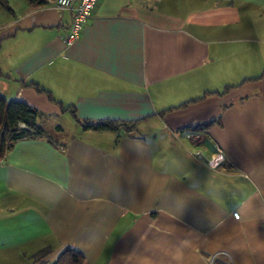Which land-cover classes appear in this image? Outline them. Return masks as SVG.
Returning a JSON list of instances; mask_svg holds the SVG:
<instances>
[{
	"label": "crops",
	"instance_id": "1",
	"mask_svg": "<svg viewBox=\"0 0 264 264\" xmlns=\"http://www.w3.org/2000/svg\"><path fill=\"white\" fill-rule=\"evenodd\" d=\"M7 2L0 94L47 137L0 161V264H264V0H98L70 46L56 0Z\"/></svg>",
	"mask_w": 264,
	"mask_h": 264
},
{
	"label": "trees",
	"instance_id": "2",
	"mask_svg": "<svg viewBox=\"0 0 264 264\" xmlns=\"http://www.w3.org/2000/svg\"><path fill=\"white\" fill-rule=\"evenodd\" d=\"M32 6H42L45 0H26ZM0 7L12 14L7 0H0ZM70 115L75 124L79 125L83 131L123 133L128 136L137 132V122H123L113 120H102L89 122L79 120L73 111ZM39 112L20 101L8 102L0 94V161L5 158L14 145L21 140L45 139L47 136L44 130L37 124ZM25 126L24 127H22ZM202 125L196 130H202ZM84 256L73 250L66 249L57 258L55 264H83Z\"/></svg>",
	"mask_w": 264,
	"mask_h": 264
},
{
	"label": "built area",
	"instance_id": "3",
	"mask_svg": "<svg viewBox=\"0 0 264 264\" xmlns=\"http://www.w3.org/2000/svg\"><path fill=\"white\" fill-rule=\"evenodd\" d=\"M97 3L98 0H56L57 8L72 13L69 31L64 39L65 45L70 46L79 38L85 24L92 17ZM22 127L25 128L23 125Z\"/></svg>",
	"mask_w": 264,
	"mask_h": 264
},
{
	"label": "rangeland",
	"instance_id": "4",
	"mask_svg": "<svg viewBox=\"0 0 264 264\" xmlns=\"http://www.w3.org/2000/svg\"><path fill=\"white\" fill-rule=\"evenodd\" d=\"M210 175L212 177V180H211L212 182L214 183H217V181L222 182V179L218 175L217 176L215 174H210ZM201 177L207 178L209 176L207 175V173H203L201 171H198L197 175L190 173V178L192 181L199 180L204 186L208 187L207 182L203 181Z\"/></svg>",
	"mask_w": 264,
	"mask_h": 264
}]
</instances>
